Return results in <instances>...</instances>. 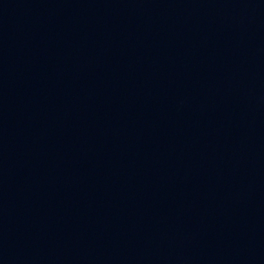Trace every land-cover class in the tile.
<instances>
[{
    "label": "water",
    "instance_id": "obj_1",
    "mask_svg": "<svg viewBox=\"0 0 264 264\" xmlns=\"http://www.w3.org/2000/svg\"><path fill=\"white\" fill-rule=\"evenodd\" d=\"M0 264H264V0H0Z\"/></svg>",
    "mask_w": 264,
    "mask_h": 264
}]
</instances>
